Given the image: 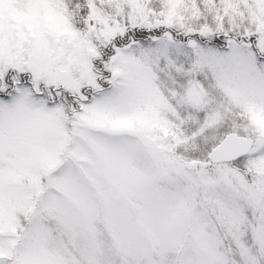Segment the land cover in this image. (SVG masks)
Instances as JSON below:
<instances>
[{
    "label": "snow or ice",
    "instance_id": "6c2138e0",
    "mask_svg": "<svg viewBox=\"0 0 264 264\" xmlns=\"http://www.w3.org/2000/svg\"><path fill=\"white\" fill-rule=\"evenodd\" d=\"M0 264H264V0H0Z\"/></svg>",
    "mask_w": 264,
    "mask_h": 264
}]
</instances>
